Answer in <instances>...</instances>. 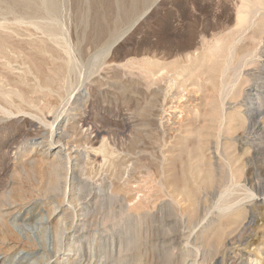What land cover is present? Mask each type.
I'll list each match as a JSON object with an SVG mask.
<instances>
[{"label":"rangeland","instance_id":"rangeland-1","mask_svg":"<svg viewBox=\"0 0 264 264\" xmlns=\"http://www.w3.org/2000/svg\"><path fill=\"white\" fill-rule=\"evenodd\" d=\"M240 1L50 0L52 4L49 8L43 3V0H0V27L2 26V29L0 28V39L3 38L4 40L0 42V45H2V47L0 46V52L4 53L3 55L12 57L0 55V85L3 82L4 89L19 88L24 97L34 100L33 104L29 106L34 105L35 107H29L26 104L21 106L32 115L40 118L43 117L42 110L38 109L41 105L49 103L52 107L60 106L62 103L61 97L66 96L68 89L71 90L72 87H75L77 82H80L79 77H82L84 86L91 89L90 105L95 115V123L106 131L105 136L109 151L117 161L115 162L116 169L114 167L111 169L112 174L115 176L114 181H120L119 176L128 171L132 175L130 177H137L133 180L130 178V181H134L131 182L132 186L140 185L143 192H146L144 194L152 197L151 202L148 203L149 206L145 204L143 205L145 209L142 206L139 210L140 213H145V215L146 212L150 214V217L148 213L147 217L144 215L146 217L144 220H146H143L144 222L141 225L138 221L139 224L136 223L137 219L133 216L120 223V226H116L117 228L115 227L113 247L116 250L113 253L110 251L109 254H106L109 256L103 258V260L105 259L103 264H191L197 254V262H199L193 264H201L204 259L206 264H221L222 254L219 253L220 257L215 258L219 245L213 233L216 228L222 226V223L225 225L227 222H225L227 219L221 216L220 206L226 204L244 206L243 208L250 211L251 218L254 219V205L251 204L254 203V191L245 192L240 186L244 184L243 180L247 169L250 171L247 172L250 175L248 176L251 179L253 178V182L254 175L256 174L257 177V173H259V166L256 167L257 172L254 173V153L248 155L249 167L246 166L244 172L243 170L235 172L237 178L231 179L232 176L229 175L231 170L227 167L229 166L227 162L231 161L232 158V161L237 159L239 153L243 152L240 149L241 143L254 144V134L252 136L245 134L244 138L241 137L244 131L243 123L249 116L247 112L249 109L245 104L253 102L245 101L246 93L237 100L235 98L242 89L254 88V58L253 63L242 62L243 60L239 59L241 57L240 51L245 45L248 46L251 43V38L249 40L248 38L253 37L252 34L254 33V27H251V30H247L248 32L246 31L243 35H240L242 32L239 22H237V15L241 8ZM5 26L6 32H2ZM231 34L232 36H229ZM238 34L244 38V45H242L243 41ZM232 40H236V50L238 49L239 54H237L239 56L237 57L235 54L234 56L237 59L233 56L235 59L228 61L230 65L227 69H224L223 66L228 57L226 53ZM247 40L249 41L248 44ZM2 43L6 44L3 45ZM238 45L242 48H238ZM58 54L60 55L58 56ZM67 57L78 59L79 67L78 70L76 69L77 71L67 73L66 78L59 82L60 85L52 94L47 87V90L41 88V86H46L47 80L45 79H42L41 86L36 87L40 83L37 84V81H35L38 74L44 73L47 78H52L55 70H57L55 64L68 59ZM1 58L3 60H10L11 58L12 67L10 68L18 67L17 69L20 68L21 71L27 70V74L29 73L28 83L26 82V85L21 83L23 81L18 78L20 76L17 74L8 73V67ZM110 60L113 62L110 63L112 65L108 63ZM236 62H242L243 65ZM97 68L98 73H96ZM29 70H31V73L34 72L32 76L36 77L35 80L32 76H29ZM231 81L234 83H231ZM53 82L56 83V80ZM4 83H9V85L4 86ZM186 88L188 92H186ZM223 88L229 90L224 107L225 116L227 117H223L221 109V96H223L221 90ZM101 89L102 91L99 92ZM193 92L194 95L191 94ZM183 95H189L191 96L189 98L194 100L185 99ZM179 99L183 102H181V106L184 105L178 108L177 111H180L183 117L189 114L188 118L184 117L182 119L183 124H187V128L185 125L182 126L183 128L177 126V130L170 133L166 127L159 124L157 115H159L162 104H166V108H168L171 100ZM16 103L20 104L21 102L17 100ZM27 108H30V111ZM31 108L33 109L31 110ZM219 116L221 117L219 118ZM187 119H189L188 122ZM122 120L135 124L138 128L125 130L122 128ZM24 128V124H18L14 117L7 122L0 123V194L21 185L31 186V184L36 183L35 180L28 179L23 174H17L18 165H13L12 161L9 160L8 147L15 141L22 139L20 137L25 132ZM134 131L136 132L134 133ZM174 134L175 136H173ZM14 136L17 137L14 138ZM243 141L246 143H243ZM166 144H169V146ZM181 144L190 151L189 162L196 169H204L206 172L208 168H212L216 172L211 185L201 186L197 195V203H199L196 206V212L189 211L190 202L189 200L186 201V197L180 190L175 188L179 193H176V190L173 192L174 198L175 196L176 198L172 205L168 203L170 202L168 193L162 191L158 186L159 183L164 182L161 175L162 166L164 165L163 160L171 155L170 151L176 150L179 153L182 148ZM174 146H177V148ZM191 151L193 154H200V160L191 154ZM134 154L138 156V159L137 156L134 157ZM120 155L123 157H120ZM231 156L232 158H230ZM123 160L124 162H122ZM199 161L201 167H197ZM239 162L236 161V164L233 165V171H235V168L237 170L239 165V169H241L243 163L239 164ZM178 163L176 170L177 173H180L182 165L180 163L183 162L181 161L180 165ZM205 172L202 171L201 176H204ZM87 176H89L88 172ZM235 179H238L237 182H234ZM239 190L244 192L241 193ZM249 193L251 196H249ZM241 199L243 200L241 201ZM231 200H235L234 203ZM159 201H165V203L168 201L170 209L166 207L165 211L164 209L155 211L154 207L156 202ZM105 204L103 207L104 214L110 211V207L115 206L112 202ZM63 207L66 210L68 204ZM146 208L149 209L145 211ZM142 210L145 212H142ZM170 210L172 213L169 212ZM61 217L62 214L56 212L53 216V224L57 225V220ZM169 217L171 219H168ZM159 219L171 220V224H168V227L167 223H162ZM209 220L214 221L215 225H212L214 229L210 226L205 230V227L210 223H208ZM158 221L160 223H156ZM253 224L254 222H252ZM166 230L172 231V237L175 236L173 237L175 240L173 256L167 254V241H162L170 237L167 236L168 231ZM93 231L92 229L91 232ZM165 231L166 233H164ZM163 233L166 235H163ZM210 233H213V235ZM110 239L111 237H109L110 242L108 245L111 247L112 241ZM120 243L122 244L121 253L119 251ZM238 250H232L233 255H237L239 258L240 263L237 261V264H249L250 258L251 262L264 264V252H261L260 255L253 253L250 257L244 250ZM162 251L164 253L166 251V253L164 254Z\"/></svg>","mask_w":264,"mask_h":264},{"label":"bare ground","instance_id":"bare-ground-1","mask_svg":"<svg viewBox=\"0 0 264 264\" xmlns=\"http://www.w3.org/2000/svg\"><path fill=\"white\" fill-rule=\"evenodd\" d=\"M240 2H241V8L239 10V14L237 12L238 14L237 22H239L241 32H242L240 35H243V33H245L247 30H251V27L252 28L254 27L253 28L254 35L252 34L253 37L248 38V40L250 38L252 40L250 44H248L249 41L247 40L248 46L245 45L246 47L244 46L242 48V46L239 47L238 45V48H242V50L240 51L241 57H239V59L243 60L242 62L245 61L247 63H253V58H254V64H253L254 65V88H250L248 90L242 89L241 92L235 96V98L237 100V98L243 97L244 93H246L245 101L253 102V103L245 104L246 107L249 109L247 111L249 116L247 120H245L243 123L244 131L242 132L241 137L244 138L245 134L249 136H252L254 134V138H253L254 144H242L241 143L240 149L243 152L241 154L239 153L237 159L233 161H232L233 158L231 156L230 158L232 159L231 161L227 162L229 165L227 167H229L231 170L230 171L231 174H229L232 176L231 179L235 177L237 178V175L235 172L236 171L240 172V170H243L244 172L245 167L246 166L249 167L248 155L254 153V173L257 170L256 167L258 166H259V173H257V177L255 176L256 174L254 175V182H253L252 181L253 178L251 179L249 177L250 175L247 173L249 170L247 169L246 175L243 180L244 184L240 185L241 188L244 189L245 192L254 191V198H253L254 203L253 202L251 203L254 205V211H253L254 219L251 218L252 216L250 215V211H248L246 208H243L244 206L242 207L241 205L236 206L235 204L234 205H230V204L223 205L222 204L223 206L222 207L220 206L221 216L225 217L227 219L225 220V222L226 221L227 222L226 223L224 222L225 225L222 223V226L224 225L223 227L219 223L221 227L216 228V230H214L213 233L219 245L215 258H218L217 256H219V253H221L222 254L220 258L221 264H237V261L239 262V258L237 257V255L236 256L233 255L234 253L232 250L237 251L238 249L239 250L242 249L250 257L251 255H253V253H257L260 255L261 252H264V233H263V230H264V0H241ZM43 3L49 8L52 4L50 0H43ZM5 28L6 26L3 28L2 32H6ZM229 36H232V34ZM243 39L244 38L241 37L242 41ZM236 40H232L227 50V53L225 52L226 54H228V57L226 59V62L224 61L225 62V65L223 66L224 69H227L229 67L230 63L228 61H232L233 58L235 57L234 56L235 54L237 57L239 56L238 55L239 53L237 52L238 49L236 50V47H237L236 46L237 43L235 42ZM1 41H4L3 38L2 40L0 39V42ZM242 45H244V41ZM0 46L2 47V45ZM3 54L1 53L0 55L5 57L6 55H3ZM14 55H16V53H14ZM59 55L60 54H58V56ZM58 56H57V59H58ZM6 57H11V56L8 55ZM73 57H69V58L67 57L68 59L62 60V62L60 63H56L55 66L57 65L56 67L57 70H55L52 78H47V76H45L44 73H40L37 75V80H35L36 77L34 78L32 76V73L34 72L31 73V70H29L30 72L29 76H32L34 80L37 81V84L40 82L39 85H37L36 87L41 86L42 79L47 80L46 83L44 82L46 86H41V88L43 90L48 89V91L51 92L52 94L53 92L56 91L57 86L60 85L59 82L66 78L67 73H71L70 71H74L79 67L77 63L78 59H75ZM1 59L3 62H5L6 67H8V73H15L19 75L20 77L18 78L21 79V81H23L21 83L25 85L28 83L27 80H28L29 73L27 74L26 69H25L26 71H21L20 68H19L20 70L17 69L18 67L10 68L12 67L10 60H3V58ZM242 62H239V63L236 62V63L243 65ZM108 63L110 64L113 62L112 60H110L108 61ZM233 63L235 62L233 61ZM244 66H247V65H244ZM240 69H243V68H240ZM219 70L221 72L220 68ZM98 72L99 71L97 68L96 73ZM79 78H80L79 80L80 82H77V85L75 87H72L71 90L68 89V93L66 96L63 95L61 97L62 103L60 106L52 107L50 106L49 103L47 104L44 103V105L40 104L41 106L38 109L40 111L42 110L43 112V117H40V118L36 117L35 115H32L30 112H28L21 106L23 104H26V106L32 105L34 100L32 99L30 100L24 97V95L19 90V88L12 89L10 86H7L10 88L4 89L3 82L0 85V123L4 121L7 122L8 120L13 119L14 117L17 120L18 124L22 123L25 126L24 128L25 132L20 137L22 139L17 140L15 142L13 141L14 143H12L8 147L9 148L8 150L9 160L12 161L13 165H18V169L16 172L17 174H23L28 179H33L36 182L34 185L32 184L31 186L21 185L19 187H15L14 189L6 190L5 192L0 194V264H103L105 260V259L103 260V258L106 256H109L106 254H109L108 252L110 251L113 253L116 250V248L113 247L114 246V236L113 235H114L115 227L120 226V223L124 222L126 219H129L130 217H133V216L134 218L137 219L136 223L139 222L140 224L139 223L138 224L141 225L146 220V219L144 220V218L148 216L147 215L148 212H146V215H147L146 216L145 213H140L139 210L145 204L149 206L148 203L151 202L152 197L148 196L147 194H144L146 192L145 191L143 192L142 187L140 185L134 184L135 186H132L131 182H134V181H130V178L133 180L134 178H137V177H134V178L130 177L132 175H130L129 172L127 171L123 173L121 176H119L120 181H114L115 176L114 174H112L111 169L113 167L115 168V162L117 161L115 160V156H113L109 151V148H108L109 146H108L107 139L105 136L106 131L95 123V115L90 105L91 89L87 86H84L85 84L83 83L82 77H79ZM55 80L57 84L55 82L52 83V81H55ZM160 83L162 84V81ZM201 83L204 85L203 82ZM231 83H234V82L231 81ZM5 85H9V83L8 84L4 83V86ZM101 91L102 89L99 90V92ZM186 92H188V90ZM194 92L191 94L194 95ZM228 92L229 90H227L226 88L225 89L223 88V90H221V94L223 93V96H221L222 97L221 98V109H222L223 117L226 114L224 107L226 105L225 100L228 97ZM188 94L191 95L190 93ZM189 95H186V96L183 95V98L190 99L189 97L191 96ZM16 99L20 100L22 104L16 103L17 101ZM43 99L45 98L43 97ZM181 102L182 101L180 99L175 100V101L171 100L169 102L170 105L168 106V108H166V104H162L163 106L159 110V115H157L159 124L163 127H166L168 131H170V133L173 130L176 131L177 126L183 128L184 127L183 125L185 124H183L182 119H184V117H187L189 115L187 113L188 115L183 117L181 116L182 115L181 112L177 111L178 108L184 105L182 104L181 106ZM160 105H161V102H160ZM33 106H29V107H33ZM185 106L187 105L185 104ZM32 109L33 108H31V110ZM45 110L46 111L48 110V111L45 113L44 112ZM220 117L221 116H219V118ZM222 119L220 120L223 122ZM188 120L189 119H187L186 121L188 122ZM190 121H189V124H190ZM121 124H122V128L125 130H134L138 128L135 124L129 123L124 120H122ZM186 125L185 127L187 128ZM135 132L136 131H134V133ZM193 134H196V133H193ZM173 136H175V134ZM15 137L17 136H14V138ZM182 139H181V142H182ZM246 139H249V138H246ZM183 142H185V140H183ZM243 143H246V142L243 141ZM169 144L168 145L166 144V145L169 146ZM174 147L177 148V146H174ZM139 151L141 150L139 149ZM170 152H171V155H168L163 160L164 163L162 161L164 165L162 166L161 175L164 178V182L159 183L158 186H160L162 191H165L166 193H168V196H169L168 198H170L169 199L170 202H168L169 200L167 202L172 205L174 204V200L176 198V196L174 198L173 192L176 189L180 190L183 193V195L186 197V198L184 197L185 199H187L186 201L189 200L190 202L189 211L196 212V206L199 203V202L197 203V195L200 192V188L202 185L204 186L211 185L213 180L215 179L216 172H214L213 171L214 169L212 170V168H208L206 172L203 168H202L203 170L199 168L196 169V167L193 166L189 162L190 161L189 160L190 151L187 150V147L184 145H182L181 151L179 153H177L178 151L176 150L170 151ZM174 152L176 153L175 155H174ZM191 154H193L192 151H191ZM185 155L186 157H184ZM193 155H195L200 160L201 158L200 154L198 155L193 154ZM136 156L134 154V157ZM120 157H123V156L120 155ZM230 158H228V160H230ZM137 159H138V156H137ZM238 160L239 161L241 160L243 164L239 162ZM181 161L183 163H180ZM236 161L239 162V164H242L243 166L241 165L242 167L241 169H239L240 165L238 164L239 168L236 170L234 166L235 171H233L232 167L234 164H236ZM122 162H124V160ZM178 162L182 164L180 173H177V170H176V168L178 167V166L176 167ZM200 164L201 163L199 161V163L197 164L198 165L197 167H201ZM202 171L205 172V174H203L204 176H201ZM87 172L89 173V176H87ZM121 173H118V174H121ZM237 180L238 179H235L234 182H237ZM239 183H242V182H239ZM142 186H143V183H142ZM155 189L157 188L155 187ZM244 191H240V192L242 193ZM157 192L159 191L157 190ZM175 192L179 193V191L177 190ZM160 193L162 192L160 191ZM249 196H251L250 193H249ZM163 199L165 200V198ZM155 200L157 201V199ZM242 200L243 199H241V201ZM165 201L156 202V206L154 207V210L156 211L157 209L158 210L164 209L165 211L166 207L169 208V204L167 202L166 204ZM234 201L235 200H231V202L233 203ZM107 202H112L113 205L115 206L110 207V209L108 208L110 211L109 212L106 211L108 213L104 214L103 207L106 205L105 203ZM65 204H68V207L66 208V210H68L67 212L63 207ZM148 209L146 208L145 211H147ZM143 211L144 210H142V212ZM161 211L163 212V210ZM161 211L160 213H162ZM56 212L59 214H62V217L57 220L58 221L57 225H54L53 216L55 215ZM149 212L151 211L149 210ZM169 212L172 213L171 210ZM231 212L232 214L230 215ZM144 215L146 217H144ZM149 217H150V214H149ZM171 218L169 217L168 219H171ZM160 219L159 221H162V223L165 222L167 223V225L171 224V220L169 221L167 219H163V220H160ZM159 221L156 223H160ZM252 222H254L253 225H252ZM208 223L209 224L205 227V230L206 228L208 229L210 226L213 227L215 225L213 220H209ZM92 229L94 230L93 232H91ZM170 229H173V228H170ZM166 231L164 233H166ZM171 232L168 231L167 236H170L169 238H167L168 240L163 239L162 241H167L166 243L167 244L166 247L168 250L167 254L168 255L170 254L171 256H173L174 255L173 244L175 241L173 237L175 236L172 237ZM164 233L163 235H166ZM213 233H210V234L213 235ZM109 237H111L110 240L112 241L111 247L110 245H108L110 242ZM119 245H120L119 251L121 253L122 244L120 243ZM197 257H198V254L196 255L194 261L191 264L197 262ZM250 259H249V264H257V262L255 261L251 262L252 260ZM205 261L206 260L204 259L201 262V264H206Z\"/></svg>","mask_w":264,"mask_h":264}]
</instances>
